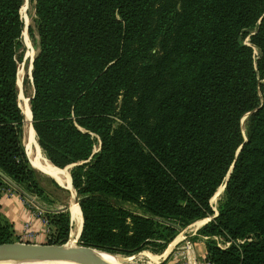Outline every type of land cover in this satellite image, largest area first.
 I'll return each mask as SVG.
<instances>
[{
	"label": "trees",
	"instance_id": "obj_1",
	"mask_svg": "<svg viewBox=\"0 0 264 264\" xmlns=\"http://www.w3.org/2000/svg\"><path fill=\"white\" fill-rule=\"evenodd\" d=\"M23 1L0 0V179L16 184L32 174L15 87ZM32 1L31 126L51 164L75 163L78 242L163 251L158 227L172 237L174 225L213 216L223 184L200 228L204 260L264 264V0ZM249 29L254 63L241 43ZM68 222L61 214L62 244ZM10 235L0 222V243Z\"/></svg>",
	"mask_w": 264,
	"mask_h": 264
},
{
	"label": "rangeland",
	"instance_id": "obj_2",
	"mask_svg": "<svg viewBox=\"0 0 264 264\" xmlns=\"http://www.w3.org/2000/svg\"><path fill=\"white\" fill-rule=\"evenodd\" d=\"M20 16L23 21V29L20 37L21 47L19 49L21 50V57L20 60L17 61V68L15 74V87L17 92L16 99L18 102V94L20 91L21 94L27 99L29 105V98L33 93V89L31 86V78H30V71H31L30 66L32 63L31 59L33 60V57L37 51V35L35 31L32 0L23 1V5L20 8ZM28 28L31 29L30 34L28 33L27 30ZM251 33H252V29L245 31V33L242 35L241 43L251 47L252 62L254 63L257 58L258 51L249 42V36ZM155 52H156L155 49H152L150 50L149 54L153 55ZM18 75L20 77L19 79L21 80L20 84H18ZM117 104H119V100L117 101ZM242 118L240 120V124H241V132L243 134ZM116 122L117 121H115L113 125H116ZM23 125H24V117L22 119L20 142L23 149L26 152ZM33 140L37 144L36 137H34ZM94 149H96V147ZM41 153L44 156V158H46V155L42 150ZM29 163H28L29 167L32 169L30 182H23L20 184H16L7 177L4 178L2 177L0 179V193L7 195L9 194L18 195V198L20 199L22 204L28 207V209L32 211L31 214L33 218L39 219V221L43 226L42 228L44 229V236L41 238H37L38 239L37 241H41L42 244L44 245L62 244V242L58 240L59 234H61L60 229H58L59 227L58 219L61 214L70 217L71 211H69L70 209L68 208H70V203H71V192L68 190V188L66 189L64 186L60 185L59 182L56 181L52 176L37 170L34 166H32L30 161ZM65 166L64 168L62 167L61 169H66V170H61V171L62 172L68 171L69 173V170L71 169L72 166L67 168ZM223 186H224L223 184L219 185L209 199V204L214 214L217 213L218 209L221 207V205L225 200L223 193ZM75 198L77 201L78 196L76 194H75ZM109 201L115 207H122L130 213H135L138 215L145 214V212L141 208H139L133 203L118 202L115 199H109ZM211 217L212 216L192 221L191 223L183 227L174 225L173 226L174 233L172 237H170L172 232H169L167 229H164L162 226H159L157 229L159 235L156 236L155 243L160 244L166 241L167 243L163 251L160 250L159 245L145 247L132 254H123L120 252L105 251L102 249L99 250L107 252L112 257L116 258L120 264H187L186 248L190 247L193 251L195 264H199L204 260L206 254L205 245H204V241L206 237L200 233V228L205 223H207L208 218ZM197 221H202V222L199 225H197L196 224ZM0 222L5 223L7 226H9L11 232L10 235L11 242L30 243L29 241H31V239H33L34 237V234H32V230H30L31 227L30 222L27 223L25 221L22 223L19 239L17 235H14L12 225L10 224L9 221H5V219L0 218ZM164 222L166 224H169L168 221H164ZM73 226H74L73 221L71 222V224L70 222H68V228L70 227V230L72 229ZM70 230L68 235H70ZM213 239H215L218 245L222 247L226 245L218 238H213ZM77 245H82V244H80L77 240ZM165 250H167L168 252L166 255H163Z\"/></svg>",
	"mask_w": 264,
	"mask_h": 264
},
{
	"label": "bare ground",
	"instance_id": "obj_3",
	"mask_svg": "<svg viewBox=\"0 0 264 264\" xmlns=\"http://www.w3.org/2000/svg\"><path fill=\"white\" fill-rule=\"evenodd\" d=\"M20 74V73H19ZM18 75V84H20V79ZM19 86V85H18ZM18 104L20 107V110L24 117V139H25V148L27 151V155L29 160L31 161L32 165L35 166V168L39 171L44 172L45 174H48L52 177H55L58 182L66 186L68 190L71 192V203H70V211H71V219L73 221V227L70 230V235L68 237V240L63 243L65 247L68 248H74L78 247L77 240H78V233L81 229V213L78 207V203L75 198L74 190L71 186L70 182V176L68 171L62 172L61 170L55 168L53 164H51L44 156L41 154L39 147L33 140L35 137V133L30 125L29 118H30V110L27 99L21 94L19 91L18 94ZM24 141V140H23ZM33 141V142H32ZM47 175V176H48ZM202 221H197V225H199ZM167 250H165L163 255L167 254ZM93 256L106 263V264H120L119 261L112 257L107 252L96 250V254H93ZM156 260V258H155ZM0 264H80L73 260H66V259H54V260H46V261H18V260H4L0 261Z\"/></svg>",
	"mask_w": 264,
	"mask_h": 264
},
{
	"label": "water",
	"instance_id": "obj_4",
	"mask_svg": "<svg viewBox=\"0 0 264 264\" xmlns=\"http://www.w3.org/2000/svg\"><path fill=\"white\" fill-rule=\"evenodd\" d=\"M245 115L243 116L242 120L244 119ZM29 122L31 125V114H30ZM73 165L74 164H69L66 165L65 167L67 168ZM215 215L216 214H214L213 216ZM209 219L210 218H208L207 221H209ZM69 222L71 224L70 217H69ZM79 233H78V237H79ZM96 250L99 249L85 245H78V247L68 248L65 247L64 244L44 245V244H32V243H23V242H5V243H0V261H4V260L46 261V260H54V259H66V260L76 261L80 264H106L96 259L93 256V254H96ZM186 256H187V264H195L193 251L190 247L186 248Z\"/></svg>",
	"mask_w": 264,
	"mask_h": 264
},
{
	"label": "crops",
	"instance_id": "obj_5",
	"mask_svg": "<svg viewBox=\"0 0 264 264\" xmlns=\"http://www.w3.org/2000/svg\"><path fill=\"white\" fill-rule=\"evenodd\" d=\"M40 152H41V150H40ZM57 168H59V167H57ZM59 169L60 170H66V169H61V168H59ZM53 178L56 181H58L55 177H53ZM64 187L66 188V186H64ZM31 213H32V211L30 209H28V207H26L25 205L22 204V202L18 198V195H14V194L7 195V194L0 193V218L5 219V221L10 222V224L12 225L13 233H14V235H17L18 239H19L22 223L25 221L27 223L30 222L31 223L30 230H32V234H34L33 239L34 238L35 239L34 240L31 239V241H29V242L32 244H42L41 241H37L38 240L37 238H41L44 236V229L42 228L43 226H42L41 222L39 221V219L33 218ZM70 217H71V214H70ZM71 222H72V219H71Z\"/></svg>",
	"mask_w": 264,
	"mask_h": 264
},
{
	"label": "built area",
	"instance_id": "obj_6",
	"mask_svg": "<svg viewBox=\"0 0 264 264\" xmlns=\"http://www.w3.org/2000/svg\"><path fill=\"white\" fill-rule=\"evenodd\" d=\"M199 264H211L209 261L203 260L201 263Z\"/></svg>",
	"mask_w": 264,
	"mask_h": 264
}]
</instances>
